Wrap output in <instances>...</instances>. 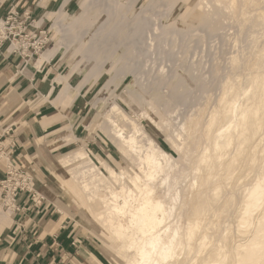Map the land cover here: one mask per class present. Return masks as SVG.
<instances>
[{
	"label": "rangeland",
	"instance_id": "rangeland-1",
	"mask_svg": "<svg viewBox=\"0 0 264 264\" xmlns=\"http://www.w3.org/2000/svg\"><path fill=\"white\" fill-rule=\"evenodd\" d=\"M88 1L89 0H68L67 5L65 6L62 5L58 6L55 9H50L40 18L33 17L34 19H36L37 24L40 26V29H44L47 31L49 39L47 47H45L43 52L40 54L41 56L37 55L38 57L40 56L41 60H37L36 62L35 59V61L29 64L36 67L34 72L27 65H24L23 67L15 66L13 71H11V78H13L14 80L25 77L29 79L31 83L36 81L37 73L42 74V77L39 79V81L50 82L52 86L56 87L57 90H62L66 86V84H69L70 82L72 86L71 99H79L78 101L80 102V106H78L77 108L75 107V109L68 108L71 103L70 99L63 100V102L58 106V109L60 110L58 116L54 117V122H57V124L54 123V126L44 127L43 133L36 136V138L33 137L30 145H24V143H21L18 136L16 135L15 130H11L10 128L6 131V137H4L2 139L3 141L0 142V169L4 172L5 169L7 170V172L14 170L15 168L24 170V176L22 175V177L20 178L17 173L14 172L11 176L15 179H13L12 181L4 183V185H2L0 181V214L2 216H0V233L8 232L15 221L18 222V207L15 206V213L11 216L10 211H7V201L11 196L13 197L12 191L15 186H17L16 184L19 182L23 189L18 188L17 194L18 192H29L32 194L33 198H38L37 202L42 201L43 204L41 202L39 205V208L42 209V212H49L48 217H55L57 220L63 222V229L67 230L71 235L74 250L70 251V253L68 254H64L61 257H57V259L53 260L50 264H126V261L128 260L127 255L124 256V254H120L118 252L117 249L119 248L120 242L110 230L107 221H105V219L107 218V213L110 210H106V212L99 214L101 210L105 211V209L107 208V204L102 202L96 205L92 200L93 197L90 196L91 198H88V196H85L81 190L84 186V180L81 178H77L75 174V171L78 170V167L71 166L72 168H63V163L60 161L62 160V155L83 147V149L86 150L88 155L91 157L93 163L97 165V167L105 174L107 178L106 182L100 184L103 189H106L108 191L110 189L108 187L111 185L114 186L115 183L114 178L112 177L110 172L106 168H104V165L101 161H107L116 169L117 174L120 175V177H125V174L127 173L126 171L131 170L130 168L132 164L122 150L125 147L124 144L122 145L120 144V142H117L111 134L112 126L106 119L107 114L111 113L108 112V110L112 103L120 106L126 113V119L116 116L115 120L119 124L121 123V125L124 126V130H126L124 131V133L127 136L134 135V137L136 136V139L140 141V143L136 147H134L137 152H145L144 150L146 149V147L144 146L143 149L142 147H140V145H145L147 137H151L155 140L156 145H158L162 150L166 151L177 163V167L179 166L180 169L179 167H176V171H178V173L180 174L181 182V184L177 185V188L179 187L178 189H181V194L183 195L185 188L187 189V186H189L187 184L191 182L194 175L191 163L194 164V159L196 160V158L202 152L205 145L204 142L206 143L207 141L206 137L202 138V143L197 150L193 147L189 148L188 144L186 143V140H188L189 137L188 131H186L185 129L186 126H190L195 122H199L201 128L203 129V127L205 128L208 124L209 117L215 109H217V111L219 112V116H221V113L223 114L224 110L227 107H223L226 106V104H222L223 102L226 103V100L222 102L221 100H219L220 88L221 84L224 83L225 79H227V76L233 73L234 75H232L234 77L237 76L236 78H242L241 84L239 82V84L242 86L239 91L240 96L238 95V99H240V101H237V105L235 106L233 113L234 120L237 118L239 120H235L236 123L232 120V122H234L233 128L232 122L230 120L225 119L224 121V118H222L220 120L221 124L218 123L221 126H217L220 127L218 129L221 130V132L226 133L229 130L232 132L235 131L236 133L234 132V136H236L237 138V135L240 132L242 133V129L244 128L241 122L242 114L247 110L246 107L250 106L245 105V102L247 101L245 99L251 96L252 92H254L250 84H248L247 80L244 79L245 75H243L242 73L241 76L238 73L243 71L244 69L243 58L250 55V35L252 34L255 36H259L261 28L259 27L258 29V26H254V28L253 25L247 24L242 32H240L239 28H237L239 27V25L238 23L236 24V16L234 17V14L230 12L231 10H227L224 4L221 5L222 2L226 3L228 0H222L221 3L218 0H163L168 5V12H172L171 19H169V21L165 20V22L167 21L166 25H170L167 28L170 30H179L178 32L180 33H185V31H193L194 35L188 38L187 41L189 42L186 41L183 49L178 48L175 45H172L173 47L171 46L169 48L166 47V49H169L173 54L175 53L174 55L177 56V61L174 66L177 69V72L175 74L171 75V73H168L170 72L168 71V67L171 68V64L173 62L163 59H161V61L159 59H156L157 57L155 55V62H147L146 64H144L145 66L142 65L143 67H140L141 72H143L142 74L144 75H137L139 77L138 80L134 79L136 78V75L134 73L136 66L134 64L129 65L127 74H124V76L122 74L120 76L123 77H118L120 69L123 67L126 60L125 58L114 61L112 59V56L108 57L104 63L105 65L100 69V71L95 72L90 77L89 75L96 64H93L94 67H92L93 65L85 66V64L87 63V59L83 58L80 61H77L79 57L77 53L72 57L68 55L66 59H63L65 55V49L60 48L58 52L51 56L53 54L51 51L58 44V41L61 37V32L56 30L54 24L63 20H70L69 18L74 16L76 18L72 23V28L76 29L81 26L83 27L86 20V11L89 4ZM250 1L251 0H236L235 13L237 14V16H240L243 11H249L253 14L255 13L254 16H258V14L262 16L264 15V4L260 3L256 4L255 6V4H249ZM148 2L149 0H138L136 6L130 8L126 6L125 0H119L120 6L118 5L116 7V16L106 17L105 21L100 25L104 29V33H111L110 35L115 37L118 36L128 25V23L131 22L130 20L135 16V13L137 11H140L141 8L146 7ZM201 2H203L205 6L202 8L203 10L201 9ZM15 8H17L15 5H11L9 12ZM61 9L62 15L58 17L57 13ZM193 11H197V15L200 16V19H195L193 21H190V19L188 20L189 24L185 25L182 20L186 18L183 17V15L186 13V16L190 17ZM206 12L209 13V16L204 18L203 14H205ZM83 13L84 16L82 15ZM78 15H82V18H78ZM96 18L97 20L101 19L98 15H96ZM201 20H204L202 23L203 27H208V29H210L208 31L210 35V37L208 36V40H206L207 38L205 39V37L196 35L195 31L200 28ZM88 28L92 29V27ZM138 35L139 31L137 29L133 33V37L136 38ZM198 36H200V38ZM238 36H240V38ZM235 39H238V41H235ZM87 47L88 46L85 43H82L79 47L80 49L78 48L79 55H81L87 49ZM151 47L152 46H150V48ZM184 49H189L191 53L188 56H184L186 55L184 53ZM232 55L236 58L239 56V59L237 58L239 60L237 61V66H240L239 68L237 66L235 67L236 69L234 67H231L232 60L230 59H232ZM248 58L250 59V63L254 60L251 55L248 56ZM43 59L51 64L49 66L50 70L48 72L45 70V66H43L42 64ZM258 65L259 66H255L257 68L262 67L261 64ZM239 69H241V71ZM219 70L221 74L219 73ZM235 70L237 71V73ZM244 71L243 72L245 74L246 70ZM170 76L172 77L171 79ZM195 76L199 78V80H195ZM85 78L87 79V81L84 83ZM243 79L246 85L243 82ZM247 85H249V87H247ZM244 87L245 89H247V92L245 91V94L243 91L245 90L243 89ZM243 94L245 96H243ZM227 95V97H230L229 94ZM241 96H243V98ZM241 100H245L243 101L244 103ZM181 102L183 103V105L181 104ZM246 103L249 104V102ZM241 105L245 106L241 107ZM31 107L30 105H25V112L30 111ZM220 107H223V109H221ZM244 107L245 110H242L244 109ZM240 110L241 114L238 113V111ZM23 112L24 111H22V113ZM201 114L202 116L204 114L203 118ZM237 115L240 116L238 117ZM262 119V124L260 125L259 130L257 129L260 132V135H257L259 134V132L256 131L257 133H251L249 135L250 137L248 136L247 138H245L244 136L242 137L240 135L241 139L239 138L238 140V138H235L236 140L234 139V142H231L232 144H230L229 146L230 152L228 148V152L226 153V155L229 154L227 155L228 159H231L232 157L233 159H236V157L234 156H237L238 158L236 160H231V162H229L227 156L225 155L226 159L224 157V161H219L224 165H221L219 162L216 163L215 170L211 172V174L206 171L204 172L203 168L205 167L202 165L200 166V171L203 169L201 172L202 174H204L202 175V177H205H203V185L205 188V196H203V205L205 206V208L202 207V212H204L202 218L204 220H202L203 227L201 226L200 231L197 233L199 235L196 234L192 238V240L189 241L190 250H188L189 247H186L188 246V243L186 242L187 237L184 233L182 234V238L184 241V250H182L180 256V262H182V259H184L185 262H182V264H264V198L259 201L260 203L257 206L258 208L255 207L253 209V207H250L251 210H249V212L247 213V220L239 218L242 217L239 215H243L242 213L244 210V206L246 205V193L251 191L250 189L260 183L259 181H264V127H262L264 126V118ZM192 121L194 122L192 123ZM238 121L240 123H237ZM133 122H135L136 125ZM224 122L226 123L223 125ZM227 122L232 125V127L228 125ZM89 123L93 125L92 129L87 126ZM99 123L100 125L98 126L97 124ZM241 124L243 127H241ZM226 125L230 126L231 128ZM237 125H239L240 127ZM24 126L25 125L21 126V128L19 127V130H21ZM26 126L30 125L26 123ZM226 127H228L229 129ZM224 128L225 130L222 131V129ZM70 129H73L76 139L64 141V139H62L61 137H63L67 133L66 130ZM137 129H140V131H138ZM262 129L263 131L261 134ZM141 131H144L147 136L141 133ZM254 135L255 137H253ZM250 140L252 142L251 144H249ZM219 143H222V139L219 140ZM237 144H245V149H243V145L236 146ZM232 146L234 147V150L232 149L231 151ZM238 147L240 148L236 149V153L241 152L242 150L240 155L239 153H234L235 148ZM18 148H20L21 151L15 153ZM253 148L256 151L252 150ZM243 150L244 152H246L245 150H247V152L245 153L246 155L242 156ZM211 152H214V149H212ZM232 152L233 155L230 154ZM14 153V159L17 160H14L15 163L13 162V159H11V156ZM212 155L214 154L212 153ZM5 159H9V164L5 163ZM162 161L163 163H165V160ZM236 161L239 163V165H241L240 168ZM234 162L236 165L234 164ZM75 164L77 165L79 163L75 162ZM225 165L227 168L225 167ZM218 169H221L220 171L223 173H220ZM226 170H230L228 171L229 173L226 172ZM182 171H190L189 178L187 175H185V179ZM218 172L221 176L224 175L222 177H225V181L220 175H217L219 174ZM224 172H226L227 174ZM208 176L211 180L206 183L205 180L208 181ZM213 177L217 178L213 179ZM62 182L65 183H63L64 186H62ZM219 182L223 186L220 185ZM253 182H255V184ZM119 183H122V181L120 180V182H118V184H116L115 186L120 185ZM106 184L108 187L106 186ZM69 186H77V189L79 188L76 192L79 197ZM43 188H45L47 192H42ZM211 188L212 192H209V190L211 191ZM64 189L67 191H65ZM63 190L66 194V197L64 198H62V194L64 193ZM159 190L161 195L167 196L165 187L162 186ZM7 192L9 193L7 194ZM209 195L212 196V199H210ZM181 196L180 199H177V201H175L172 197L167 196V203L170 205L175 204V209H173L172 212L168 215L167 220H175L177 216H180L179 213H181V211H184L181 216L183 220L182 223L185 226L187 225L189 218L186 217L188 216L185 212L186 210L184 208L182 209L181 202L183 200V196ZM13 198L14 204L16 205V196ZM53 199L56 200V202H58L59 204L64 203L62 209L59 208V205ZM243 202H245V204H243ZM180 205L181 209L179 208ZM94 207L95 209H93ZM254 210L255 212H253ZM233 216L235 217L233 218ZM11 217L12 220L10 221ZM237 221H239V223ZM19 222L21 223L19 224V233L22 231L20 235H25V222ZM219 225H221V228L219 227ZM224 229L225 231L223 232ZM226 230H229L231 232H226ZM208 232L210 234L212 233V236ZM224 235L226 237H224ZM23 237L26 238V235ZM206 238H208L206 241L207 243L205 242ZM221 238H223V242L219 241L221 240ZM200 241L201 243H199ZM202 241L204 242L202 243ZM220 242L222 246H220ZM223 244L225 246H223ZM221 247H223V249ZM191 248L193 250V253H190L192 252ZM196 248H199L200 251L196 250ZM214 249L222 250L223 254L217 257L218 253L216 254V251ZM213 250L215 253L213 252ZM186 252L188 253V255ZM211 253L212 257L210 256ZM213 254H215L216 256ZM213 256L216 257V260L219 258L218 261H215L213 259ZM202 259L203 261H201ZM210 260L212 261L210 262ZM205 261H207L208 263Z\"/></svg>",
	"mask_w": 264,
	"mask_h": 264
},
{
	"label": "bare ground",
	"instance_id": "bare-ground-1",
	"mask_svg": "<svg viewBox=\"0 0 264 264\" xmlns=\"http://www.w3.org/2000/svg\"><path fill=\"white\" fill-rule=\"evenodd\" d=\"M218 1L220 3L222 2V0H218ZM88 2H89V4L87 6V11H86V20L84 19L85 25L83 27L81 26V27H78L76 29L72 28L73 27L72 23L74 22V19L76 18L74 16L69 18L70 20H68V19L65 21L63 20L61 22L54 24V27L56 28V30L61 32V37H60V40L58 41V44L56 46L54 45L55 47L51 51L53 53L51 56H53L56 52H58V50L60 48L65 49V52H64L65 55H64L63 59H66L68 57V55H70L72 57V56H74V54L77 53L79 56L77 61H80L83 58L87 59V63L86 64L84 63L85 66H88V65L92 66L93 64H96L95 67H94V65L92 66L94 68L92 69V71L89 75L90 77L95 72L100 71V69L105 65L104 63H105L106 59L108 57H111V56H112V59L114 61L122 59V58L126 59L123 67L120 69V73H119L118 77H123L124 74H127L128 69H129L128 68L129 65L134 64L136 66L135 67L136 69L134 70L136 78H134V79L138 80L139 79L138 76L144 75V74H142L143 72H141L140 67L142 65L146 64L147 62H151V63L155 62L156 57H157L156 59H159V60L163 59V60L173 62L171 64L172 65L171 68L168 67V71H170V72H168V71H166V72L171 73V75H173L177 72V69L174 67L176 64V61H177V56L174 55L175 53L173 54L169 49H166V47L169 48L172 45H175L178 48L183 49L184 44L186 43V41L188 40L189 37H192V35H194V32L193 31H188V32L185 31V33L184 32L180 33V32H178L179 30H175V29L170 30L167 28L170 25L169 24L166 25V23H167V21H169V19H171L172 12H168V5L166 2H164L163 0H149L147 6L141 8L140 11H137L135 13V16L130 20L131 22L128 23V25L124 28V30L116 37L110 35L111 33H109V34L104 33L105 31L100 25L102 22L105 21L106 17H108V16L115 17L116 16V7L119 5V0H89ZM137 2H138V0H125L126 6H128L130 8L135 7ZM260 3L264 4V0H251L249 2V4H251V5L255 4V6H256V4H260ZM223 4L227 8V10H229V9L231 10L230 12H232L234 14V17L236 16L235 17V18H237L236 24L238 23L239 27H237V28H239L240 32H242V30L244 29V27H246L247 24L253 25V27L258 26V29H259V27L261 28V31L259 32V36L258 35L255 36L252 34L250 35V41H249L250 46L249 47L251 48V51L249 50V53L253 57L254 60L250 63L249 58H251V57L248 58V56H250V55H248L247 57H244L243 58L244 59L243 71L246 70V73L244 74L245 71L243 72V71H241V69H239L241 72L238 73L241 76H242V73H243V75H245L244 79L247 80L248 84H250L251 88L254 91V92H252V90H251V92H252L251 96H249V97L246 96L247 99H245V100H247L246 102H249V104L245 102V105L246 106L250 105L249 106L250 108L246 107L247 112L245 111V113H243L244 115L242 114V118H241L242 121L241 120L240 121L242 122L244 128L242 129V133L239 131L240 133L237 135V138L239 140V138L241 136L242 137L244 136L245 138H247L251 133H255L256 131H258L260 125L262 124V120H263L262 118H264V15L262 16V15L258 14V16H254L255 13L253 14L249 11L248 12L243 11L240 16H237V14L235 13L236 0H228L226 3H224V2L221 3V5H223ZM121 6H122V4H121ZM203 7H205L204 3L201 2V9ZM191 9H193V8H191ZM84 13L82 14L83 16H84ZM57 14H58L57 16L60 17L62 15V9ZM82 15H78V18H80ZM96 15L100 16L101 19L97 20ZM203 16H204V18H206L207 16H209V13L206 12L205 14H203ZM183 17L186 18V19L182 20L185 25L189 24L188 20H190V19H191L190 21H193L195 19H200V16L197 15V11L196 12L193 11L191 13L190 17H187L186 13H185L183 15ZM165 20H167V21L165 22ZM204 20L200 21V24H201L200 28L197 29L195 32H196V35H200L202 37H205V39L207 38L206 40H208L209 39L208 36L210 37L208 31L210 29H208V27H206V28L203 27L202 23ZM170 24H171V22H170ZM88 27H92V29H90ZM211 27H213V26H211ZM137 29L139 31V35L136 38H134L133 33ZM240 34H242V33H240ZM200 36H198V37L200 38ZM238 37L240 38V36H238ZM236 38H237V36H236ZM235 41H238V39L237 40L235 39ZM187 42H189V41H187ZM82 43H85L88 47L81 55H79V49H80L79 47ZM150 46H152L153 48L152 47L150 48ZM194 49H196V48H194ZM188 50L184 49V53L186 54V55L183 54L184 56H188L191 53V51L190 50L188 51ZM203 53H204V51H203ZM155 55H156V57H155ZM190 56H192V55H190ZM237 58L233 56L232 59H230V60H232V63H231L232 66L231 67L235 68L237 66V61H239L238 60L239 58L238 59ZM258 62H260V63H258ZM107 63H109V62H107ZM258 64H261L262 67L257 68L256 66H259ZM157 67H159V66H157ZM169 68H170V70H169ZM162 69H161V71H162ZM229 69H231V68H229ZM221 70H223V69H221ZM206 73H209V72H206ZM219 73H220V70H219ZM236 73H237V71H236ZM122 74H123V76H120ZM149 74H150V72H149ZM232 74H229L227 76V79H225L224 83L221 84V88H220L219 100H221V102L226 100V103L225 102L222 103L223 105L226 104V106H223V105H221V106L227 107L224 110L223 114L221 113V116H219L218 115L219 112L217 111V109H215L211 113V116L210 117L208 116L209 117L208 124H207L208 126L206 125L205 128L203 127V129H202L200 126V123L195 122V123H197V124H195V123H193L194 121H192V123H193V124L191 123L192 125L186 126V128H185L189 134L188 140H186L187 141L186 143L188 144L189 148L193 147L194 149L197 150L199 148L200 144L202 143L201 142L202 138L206 137L207 141H206V143L204 142L205 145H204L202 152L199 154V156L196 158V160L194 159V161H193L194 164L191 163L192 169H193L192 171H193L194 175H193V178L191 176L192 180L189 184H187L189 186H187V189L185 188L183 195L181 194L182 193L181 189H178L179 187L177 188V185L181 184L180 174L178 173V171H176L177 163L172 159V157L166 151L162 150L158 145H156L155 140L151 137H147L145 145H143V144L140 145V147H142L143 149H144V146L146 147V149L144 150L145 152L144 153L137 152L134 149V147H136L140 143V141H138L136 139V136L134 137V135L127 136L124 133V131H126V130H124V126L121 125V123L119 124L115 120L116 116L122 117L123 119L124 118L126 119L127 115L120 106H118L114 103H112L110 105L108 112H111V113L107 114L106 119L109 121V123L112 126L111 134L113 135V137L116 139L117 142H120V144H122V145L124 144V146L126 147V148L124 147V149H122V150H123L125 156L128 157V159L130 160V162L132 164L131 168H130L131 170L130 171L125 170L127 173L125 174V177L122 178V177H120V175L117 174L116 169L112 165H110L107 161L103 160L101 162L104 165V168H106L110 172L112 177L114 178L115 185L118 184V182H120V180L122 181V183H119L120 185H118V186H115V185L112 186L111 185L109 187L106 184V186L110 189L108 191L106 189H103V187H101L100 184L106 182L107 178H106L105 174L97 167V165L95 163H93L91 157L88 155L87 151L83 149V147L79 148L78 150H75V151H72V152H69L67 154L62 155V157H61L62 160H60V161L63 163V168L71 167V166L72 167L73 166L78 167V170L75 171L76 172L75 174H76L77 178H81L84 180V186H83V189H81L82 192L84 193V195L88 196V198L93 197L92 200L95 202L96 205L98 203H102V202L107 204V208L105 209V211H102L99 208L101 210V212L99 211L100 212L99 214L106 212V210H110L107 213V218L105 219V221H107V223L110 227V230L112 231V233L116 236V238L120 242L119 248L117 249L118 252L120 254H124V256L127 255V257H128L126 264H182V262H184V259H182V262H180L181 261L180 256H181L182 250H184V248H183L184 247V241L182 238L183 237L182 234L184 233L186 235V237H187L186 242L188 243V246H186L187 244L185 246L187 248L189 247L188 250H190L189 241L192 240V238L200 231V228L202 226V220H203L202 218L204 215V212H202V209H203L202 207L205 208V206L203 205V196H205V194H204L205 188L203 185V177L204 176L202 177V175H204V174H202L201 171L204 169V172L206 171V172L211 174V172H213L215 170L216 163H218L220 160H223L224 157L226 159V156L229 155V154L226 155V153L228 152V148H229L230 144H232L231 142H234V139L236 138V136H234L235 131L234 132H232L230 130L228 131V129H229L228 127H230V126L232 127L233 123L234 122L236 123L235 120L238 119L237 118L234 120L233 113H234V108L237 105V101H240V99H238V95H239L240 88H242V86L240 85L242 78H240V77L236 78L237 76L234 77L233 76L234 74L233 75ZM171 78L172 77L170 76V79ZM194 78H195V80L196 79L199 80V78H197L196 76ZM208 79H209V77H208ZM244 79H243V82H244ZM221 81H223V80H221ZM135 82H137V81H135ZM239 82H240V84H239ZM211 83H212V81H211ZM109 85H111V84H109ZM245 85H246V83H245ZM247 87H249V85H247ZM243 89H245V87ZM246 90L247 89L243 90L244 94L247 92ZM241 91H242V89H241ZM227 94H229L230 97H227L228 96ZM244 94H243V96H245ZM243 96H241V97L243 98ZM245 100H241V101L243 102ZM181 104L183 105L182 102H181ZM219 104H220V101H219ZM245 105H243V106H245ZM243 106L241 105V107H243ZM223 107L222 108L220 107V108L223 109ZM242 110H245V107ZM203 112H201V113H203ZM106 113H107V111H106ZM238 113L241 114V110L238 111ZM205 114H206V112H205ZM201 116H202V114H201ZM203 117H204V114H203L202 118ZM222 118H224V121H225V119L230 120L231 122H232V120L234 121V122H232V125H230L227 122V124L230 126L226 125V126H228V127H226V128H228L227 129L228 132H226V133L221 132V130L218 129V128H220L219 126H221L220 120ZM198 120H200V119H198ZM202 122H203V120H202ZM133 123L135 124V122H133ZM218 123H220V124H218ZM225 123L226 122H224L223 125ZM237 123H240V122L238 121ZM242 124H241V127H243ZM97 125L99 126L100 123ZM217 125H219V126H217ZM87 126L92 129L93 125L91 123H89ZM237 126H239V125H237ZM262 127H264V126H262ZM233 128H234V125H233ZM94 130H93V132H94ZM137 130L140 131V129H137ZM223 130H225V128L222 129V131ZM262 131H263V129L261 130V134H262ZM141 133H143L144 135L147 136V134H145L144 131L143 132L141 131ZM257 135H260V132ZM253 137H255V135ZM220 139H222L221 144L219 143ZM212 142H214V143H212ZM245 142H246V140H245ZM248 143H246V144H248ZM251 143L252 142L250 140L249 144H251ZM238 145L242 146L243 144L242 145L237 144L236 146H238ZM244 145H243L244 148L243 147H241V148L245 149ZM233 148L234 147L232 146L231 151ZM239 148L240 147L235 148L234 153H236V151H237L236 149H239ZM200 149H202V148H200ZM200 149H199V151H200ZM212 149H214V152H211ZM252 150H254V148ZM245 151L247 152V150H245ZM254 151H256V150H254ZM254 151H252V152H254ZM229 152H230V148H229ZM241 152H242V150H241ZM241 152H237V153H239V155H240ZM246 152H244V150H243L242 156L246 155L245 154ZM212 153L214 155H212ZM230 154L233 155V152ZM234 157H236V159L238 158L237 156H234ZM227 159H228V156H227ZM236 159H233V157H232L231 159H228V161L231 162V160L234 161ZM243 159H244V157H243ZM162 160H165V163H163ZM244 161H245V159H244ZM6 162H7V164H9V159H6ZM75 162H78L79 164L76 165ZM234 164H235V162H234ZM237 164L240 168L241 165H239L238 162H237ZM201 165L204 166L205 168H203L200 171ZM221 165H224V164H221ZM217 167H219V166H217ZM225 167H226V165H225ZM229 167H228V169H229ZM236 168H237V166H236ZM179 169H180V167H179ZM69 170H71V169H69ZM218 170L220 171L221 169H218ZM230 170H228V171H230ZM228 171L226 170V172H228ZM182 172H183L184 177H185V175H187L189 178V176H190L189 172L190 171L189 172L182 171ZM182 172H181V174H182ZM226 172H224V173H226ZM220 173H223V172L220 171ZM220 173L217 175H220ZM222 176H224V175H222ZM217 177H213V179L217 178ZM207 178H208V181L205 180L206 183L209 182V180H211V179H209V176ZM224 178H223V180H224ZM185 179H186V177H185ZM181 181H182V179H181ZM184 182H185V180H184ZM215 182H216V180H215ZM259 182L260 183H258L256 186L254 185L255 187L250 189L251 191L246 193L247 197L244 196L247 199L246 205L245 206L243 205L244 206V210L242 213L243 215H239V216H242L239 218L247 220L248 219L247 213L249 212V210H251L250 207H253V209L255 207L258 208L257 206L260 203L259 201L264 198V181L261 180ZM261 182H263V183H261ZM63 183L64 182H62V186H64ZM221 183H220V185H222ZM253 183L255 184V182H253ZM162 186L166 188L167 196L172 197L175 201H177L178 198L180 199L181 195L183 196V197L181 196L183 198L181 204H182V209L184 208L186 210L185 212L188 215L186 217L189 218L187 225L184 226L182 223L183 220H182L181 214H183L184 211H181V210H179V211H181V213H179L180 216H177L175 220H173V221L167 220L168 215L172 212L173 209H175V204H173L174 206L168 204L167 199H166L167 196L160 194L159 189ZM69 187L75 193L79 189V188L77 189V186L76 187L75 186H69ZM210 187H208V188H210ZM64 190H63L64 193L62 194L63 195L62 198L66 197L65 191H67V190H65V191ZM213 190H214V188H213ZM226 190H228V189H226ZM248 190H249V188H248ZM209 192H212V188H211V191L209 190ZM214 192H217V191H214ZM209 196H208V198H209ZM214 196H215V193H214ZM78 197H79V195H78ZM220 197H221V195H220ZM206 199H207V197H206ZM210 199H212V196H210ZM209 203H210V201H209ZM243 204H245V202H243ZM7 206H8L7 211H10V215H12L16 210L15 209L16 205L14 204V198L12 196L8 199ZM179 208L181 209V205ZM93 209H95V207ZM96 209H97V207H96ZM207 210H209V209H207ZM255 210L253 212H255ZM97 213H98V211H97ZM177 215H178V213H177ZM252 215H253V213H252ZM0 216H1V214H0ZM100 216H102V215H100ZM103 217H104V215H103ZM205 217H206V215H205ZM234 217L235 216H233V218ZM207 218H208V216H207ZM232 220H235V219H232ZM225 221H227V220H225ZM237 222L239 223V221H237ZM211 223H212V221H211ZM238 223H237V225H238ZM258 223H259V221H258ZM230 224H232V223H230ZM237 225H236V228H237ZM219 227L221 228V225H219ZM229 230L228 231L226 230V232H231ZM231 230H232V227H231ZM210 231H211V229H210ZM224 231H225V229L223 230V232ZM205 234H207V233H205ZM197 235H199V234H197ZM225 235H224V237H226ZM202 236H204V235H202ZM222 237H223V235H222ZM207 239L208 238H206V240L204 239L205 242L207 241ZM219 241L223 242V238H221V240H219ZM203 242L204 241H202V243ZM199 243H201V241ZM191 244H194V243H191ZM198 246H199V244H198ZM220 246H222L221 242H220ZM223 246H225V245L223 244ZM187 248H185V249H187ZM217 248H219V247H217ZM221 248L223 249V247H221ZM196 250H199V248L198 249L196 248ZM214 250L216 251V254L218 253L217 257H219L220 255L223 254L222 250H216V249H214ZM214 250H213V252H214ZM191 251L192 252H190V253H193L192 248H191ZM194 252H196V251H194ZM186 253H184V254H186ZM198 254H199V252H198ZM187 255H188V253H187ZM196 255H197V253H196ZM211 255H212V253L210 254V256ZM213 255H215V254H213ZM203 259L201 261H203ZM213 259L215 261H218L219 258L216 260V257H214ZM207 261H205V262H207ZM211 261L212 260H210V262Z\"/></svg>",
	"mask_w": 264,
	"mask_h": 264
},
{
	"label": "crops",
	"instance_id": "crops-1",
	"mask_svg": "<svg viewBox=\"0 0 264 264\" xmlns=\"http://www.w3.org/2000/svg\"><path fill=\"white\" fill-rule=\"evenodd\" d=\"M67 3L68 0H0V16L5 17L11 5H15L17 7L15 9L21 12L28 11L32 17L40 18L48 10L65 6ZM7 47V43L0 47V142L6 137V131L10 128L15 130L21 143L30 145L33 137L36 138L43 133L44 127L57 124L54 122V117L58 116L60 112L58 106L63 100L70 99L68 108L72 109L80 106V102L79 99H71L70 82V86L66 84L65 89L57 90L50 82H40L42 74L39 73L36 74V81L33 83L25 77L16 80L11 78V71L15 66L27 65L34 72L36 67L29 64L35 59L36 62L41 60V55L23 58L20 54L10 53ZM42 64L48 72L51 64L45 59L42 60ZM86 81L87 79H84V83ZM25 105L32 106L31 112H25ZM26 123L30 126H26ZM23 125L25 126L19 130ZM66 132L61 137L64 141L76 139L73 129ZM19 151L20 148L15 153ZM15 153L11 156L14 163L17 161L14 159ZM5 163L7 164L6 159ZM7 176V170L5 169L4 172L0 169V181L6 180ZM42 192L47 190L43 188ZM28 193L18 192L15 198L18 222L15 221L8 232L0 233V264H50L57 257L74 250L70 233L63 229L64 223L55 217H48L49 212L44 213L39 208L42 201L37 202L38 198H33L32 194ZM56 203L62 209L64 203ZM19 221L25 222L26 238L23 237L24 234L20 235L22 231L19 233V224H21Z\"/></svg>",
	"mask_w": 264,
	"mask_h": 264
},
{
	"label": "built area",
	"instance_id": "built-area-1",
	"mask_svg": "<svg viewBox=\"0 0 264 264\" xmlns=\"http://www.w3.org/2000/svg\"><path fill=\"white\" fill-rule=\"evenodd\" d=\"M48 41L47 31L40 29L30 12L12 9L5 17L0 16V47L7 43L10 53L33 58L43 52ZM14 172L19 178L24 176V170L15 168L7 172L8 176L1 182L2 185L15 179L11 176ZM16 185L12 191L13 197L16 196L18 188L23 189L19 182Z\"/></svg>",
	"mask_w": 264,
	"mask_h": 264
}]
</instances>
